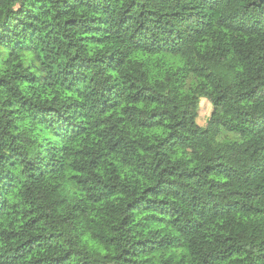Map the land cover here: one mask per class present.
<instances>
[{"label": "clouds", "instance_id": "1", "mask_svg": "<svg viewBox=\"0 0 264 264\" xmlns=\"http://www.w3.org/2000/svg\"><path fill=\"white\" fill-rule=\"evenodd\" d=\"M0 264H264V0H0Z\"/></svg>", "mask_w": 264, "mask_h": 264}]
</instances>
